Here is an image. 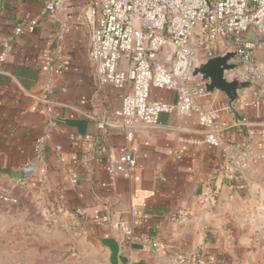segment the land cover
Masks as SVG:
<instances>
[{"label": "crops", "instance_id": "obj_1", "mask_svg": "<svg viewBox=\"0 0 264 264\" xmlns=\"http://www.w3.org/2000/svg\"><path fill=\"white\" fill-rule=\"evenodd\" d=\"M46 1L0 0V54L9 44L0 59V187H25L50 219L72 227L81 264H264L260 165L242 183L220 171L223 155L204 142L196 115L163 113L127 143L110 123L121 92L100 86L88 60L85 12L95 7L98 16V0H68L41 15ZM37 16L14 35L21 19ZM256 60L264 65V51ZM151 97L175 99L158 90ZM217 123L224 141L264 151V80ZM124 146L136 161L129 178L107 171ZM118 220L134 225L133 242L114 236Z\"/></svg>", "mask_w": 264, "mask_h": 264}, {"label": "built area", "instance_id": "obj_2", "mask_svg": "<svg viewBox=\"0 0 264 264\" xmlns=\"http://www.w3.org/2000/svg\"><path fill=\"white\" fill-rule=\"evenodd\" d=\"M67 3L47 0L41 15L63 10ZM85 18L90 26L88 60L95 77L100 86L121 92L120 107L112 112L110 123L124 133L127 143L136 129L155 127L163 113L196 115L204 142L223 155L218 169L232 180L244 182L247 173L264 161V151L222 139L217 116L230 106L192 76L194 61L234 52L239 69L226 73L228 80L252 85L264 80V65L256 60V52L264 51V0H98V16L96 8L89 7ZM38 19H21L14 35L25 34ZM8 50L5 43L0 59ZM62 69L61 64L55 66L57 72ZM153 90L172 92L175 99H153ZM98 127L104 129V123ZM43 142L37 141L36 151ZM135 167L127 146L107 163L110 175L125 178ZM6 191L0 187V194ZM112 230L121 242L136 238L134 225L123 220Z\"/></svg>", "mask_w": 264, "mask_h": 264}, {"label": "rangeland", "instance_id": "obj_3", "mask_svg": "<svg viewBox=\"0 0 264 264\" xmlns=\"http://www.w3.org/2000/svg\"><path fill=\"white\" fill-rule=\"evenodd\" d=\"M258 166L264 187V161ZM55 218L23 186L0 194V264H81L73 228Z\"/></svg>", "mask_w": 264, "mask_h": 264}, {"label": "water", "instance_id": "obj_4", "mask_svg": "<svg viewBox=\"0 0 264 264\" xmlns=\"http://www.w3.org/2000/svg\"><path fill=\"white\" fill-rule=\"evenodd\" d=\"M234 60L235 53L227 52L206 62L194 61L192 73L193 77H199L205 82L207 91L222 94L230 106L238 102L240 94L252 86L251 83L228 80L225 77L226 73L239 69V65Z\"/></svg>", "mask_w": 264, "mask_h": 264}]
</instances>
